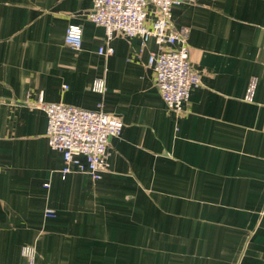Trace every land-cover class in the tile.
<instances>
[{
    "label": "crops",
    "instance_id": "1",
    "mask_svg": "<svg viewBox=\"0 0 264 264\" xmlns=\"http://www.w3.org/2000/svg\"><path fill=\"white\" fill-rule=\"evenodd\" d=\"M93 5L0 0V264H26L32 244L37 264H264V0L174 5L171 31L189 27L202 80L181 114L147 64L159 45L116 33L100 54ZM71 24L80 49L65 43ZM40 95L122 118L101 179L63 178Z\"/></svg>",
    "mask_w": 264,
    "mask_h": 264
},
{
    "label": "built area",
    "instance_id": "2",
    "mask_svg": "<svg viewBox=\"0 0 264 264\" xmlns=\"http://www.w3.org/2000/svg\"><path fill=\"white\" fill-rule=\"evenodd\" d=\"M179 2L94 0L93 10L89 14L95 23L105 28L107 43L99 48V53L104 56L113 54L111 41L116 33L137 36L142 45L154 39L160 49L150 53L147 64L154 70L155 84L163 101L169 110L177 114L184 111L192 91L202 83L201 75L189 57V27L184 26L177 32L171 31L172 9ZM65 43L73 49L82 47L81 25L71 24L67 27ZM257 86L258 79L253 78L247 87V101H254ZM93 89L104 94L105 79H96ZM31 106L47 114V138L49 145L63 155V178L72 172H85L94 180L101 179L110 168L109 144L112 137L121 135L124 126L122 118L105 111L102 103L94 109H84L75 105L47 102L42 95ZM45 215L54 217L55 211L46 209ZM22 254L26 257V264H37L35 244L24 245Z\"/></svg>",
    "mask_w": 264,
    "mask_h": 264
}]
</instances>
